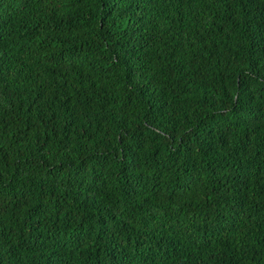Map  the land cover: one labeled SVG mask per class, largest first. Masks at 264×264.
I'll return each mask as SVG.
<instances>
[{
	"label": "trees",
	"instance_id": "1",
	"mask_svg": "<svg viewBox=\"0 0 264 264\" xmlns=\"http://www.w3.org/2000/svg\"><path fill=\"white\" fill-rule=\"evenodd\" d=\"M0 264H264V0H0Z\"/></svg>",
	"mask_w": 264,
	"mask_h": 264
}]
</instances>
